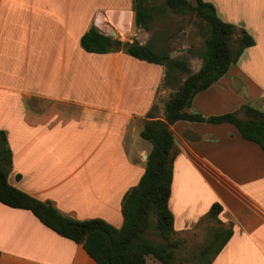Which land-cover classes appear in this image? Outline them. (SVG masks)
I'll list each match as a JSON object with an SVG mask.
<instances>
[{
	"label": "crops",
	"instance_id": "obj_1",
	"mask_svg": "<svg viewBox=\"0 0 264 264\" xmlns=\"http://www.w3.org/2000/svg\"><path fill=\"white\" fill-rule=\"evenodd\" d=\"M207 1L256 44L188 111H264V0ZM92 27L118 36L135 30L134 0H0V131L12 151L13 186L65 215L120 228L123 198L152 149L141 135L145 121L152 111L164 118L175 91L164 83V65L135 58L123 45L85 50L82 37ZM172 130L175 234L205 230L218 247V235L232 228L210 264H264V150L232 123L180 120ZM214 203L223 207L217 218ZM0 251V264H97L32 211L1 202Z\"/></svg>",
	"mask_w": 264,
	"mask_h": 264
},
{
	"label": "trees",
	"instance_id": "obj_2",
	"mask_svg": "<svg viewBox=\"0 0 264 264\" xmlns=\"http://www.w3.org/2000/svg\"><path fill=\"white\" fill-rule=\"evenodd\" d=\"M148 1L150 0H134L136 23L145 30L150 28L151 19L146 6ZM165 2L176 13L190 15L200 22L205 47L197 54L202 58V65L194 72L190 60L172 56L170 52H158L151 42L133 41L123 44L122 49L127 54L150 63L164 65L165 84L174 85L177 82V71L187 76L165 101L164 118L155 117L153 111L148 114L141 135L152 144V149L147 157L145 173L139 183L123 198L124 223L120 228L101 218L79 220L65 215L50 201H42L13 186L9 182L12 151L6 132L0 131V202L13 208L32 211L50 229L82 244L97 264H146L149 255L164 264H173L175 251L172 246L176 243L173 242L176 231L174 213L169 202L174 162L178 154L172 125L177 121L232 123L245 139L257 143L264 150V111L244 105L243 118L237 112L205 117L188 111L199 93L208 90L226 75L232 65L239 61L243 52L256 44L255 38L246 29L224 21L215 5L207 0ZM82 45L85 50L96 53H108L119 48L112 36L102 33L96 27H92L83 35ZM222 209L220 203H214L210 215L217 218ZM152 216L156 217V230L167 241L166 244H156L146 238ZM232 234V228L221 232L216 239L220 243L218 247L217 243H212L204 253L214 247L215 252H219ZM210 262L211 259L206 264Z\"/></svg>",
	"mask_w": 264,
	"mask_h": 264
},
{
	"label": "rangeland",
	"instance_id": "obj_3",
	"mask_svg": "<svg viewBox=\"0 0 264 264\" xmlns=\"http://www.w3.org/2000/svg\"><path fill=\"white\" fill-rule=\"evenodd\" d=\"M146 6L151 16L149 21L150 28L145 30L137 25L138 27L135 30L124 36H118V38L124 43L133 41L141 43L151 42L158 52H170L172 56L187 58L190 60L192 70L194 72L197 71L202 65V58L197 53L201 52L205 47V39L200 32V22L190 15L176 13L167 6L165 0H150L146 3ZM113 38L115 39V37ZM186 76L187 74L180 71L175 73V77L178 79L172 85L174 91H176ZM239 116L243 118L245 113ZM155 224L156 217L152 216L151 226L146 233V238L156 244H166L167 241L156 230ZM203 231L200 234L187 233L173 236V242H176V245L172 246L175 251V256L172 260L173 264L207 263L212 257L215 247L204 253V250L210 245L209 241L211 238L205 230ZM146 264L164 263L153 255H149Z\"/></svg>",
	"mask_w": 264,
	"mask_h": 264
},
{
	"label": "water",
	"instance_id": "obj_4",
	"mask_svg": "<svg viewBox=\"0 0 264 264\" xmlns=\"http://www.w3.org/2000/svg\"><path fill=\"white\" fill-rule=\"evenodd\" d=\"M113 37H115L116 40V44L122 46L123 42L118 38V35L114 32L113 34H111Z\"/></svg>",
	"mask_w": 264,
	"mask_h": 264
}]
</instances>
